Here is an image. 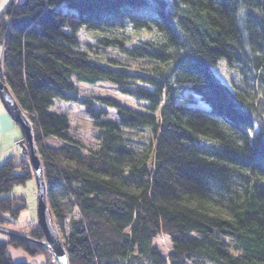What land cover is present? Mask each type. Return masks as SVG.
<instances>
[{"label":"trees","instance_id":"16d2710c","mask_svg":"<svg viewBox=\"0 0 264 264\" xmlns=\"http://www.w3.org/2000/svg\"><path fill=\"white\" fill-rule=\"evenodd\" d=\"M0 64L68 264H264V0H10ZM78 83L115 89L82 101L94 145L50 110L78 102ZM32 179L27 159L0 164V226L18 229L0 264H26L8 246L54 264L17 236L26 199L13 189Z\"/></svg>","mask_w":264,"mask_h":264},{"label":"rangeland","instance_id":"374dc122","mask_svg":"<svg viewBox=\"0 0 264 264\" xmlns=\"http://www.w3.org/2000/svg\"><path fill=\"white\" fill-rule=\"evenodd\" d=\"M9 1L10 0H0V13ZM83 39L85 40L88 38L87 36L83 35L81 37V40ZM213 71L215 75L223 83L225 82L228 84L230 73H229V69L226 66L225 60H221L219 65L216 66L213 69ZM76 91L78 92V102H64V101L56 100L54 104L52 105V107L50 108V110L55 113L65 114L68 117L69 122H70V129H69L70 136L82 142L84 145H92V144L94 145L95 142H94V130L92 127V121L89 115L87 114L86 109H85V104L82 101L93 100V97H98V96H105V95L109 96L110 93H113L115 91V89L108 83H98L95 85L78 83L76 86ZM114 95L116 98L120 99L121 101L125 100V98H123L122 96L118 94L114 93ZM127 102H128V105H133L131 100H128ZM95 106H96V102L94 103V107ZM109 114H110V119L116 118L115 111L109 112ZM0 139H1L0 149L3 150L4 146L7 147L5 150H3L4 153L1 156L2 157L1 161H5L6 159L11 158V157H15L18 159H27V161H29L28 156L21 152V147L19 146L20 139H22V131L13 122L10 116L7 114L1 101H0ZM51 140L53 139H50V138L46 139V141L50 144H53V145L60 144V142L58 141H56L57 143H52ZM35 151L37 154L36 147H35ZM31 172L33 175L32 168H31ZM13 194L23 195L26 199V208L23 210V212L21 213L18 219V225L20 227V231L22 232L19 231L21 234H17V236H23V237H28L32 239L29 236L31 234V230L39 229L38 223H37V213H36V210H37L36 184H35L34 179L28 181L24 186L14 187ZM46 203H47V199H46ZM51 226L54 229L53 225ZM54 231L56 232L55 229ZM1 232L9 233L11 234L9 236H12L15 232H18V229H17V226L9 227V228H6L5 226H0V240H1L0 243L6 244L7 236L6 234L1 233ZM59 238L61 239V242H62L61 246L65 250L62 236L59 235ZM35 241H36L35 244H37V242L43 241V238L42 240L38 239ZM154 245L159 249L163 257H166L171 249V243L167 236H158L154 240ZM7 248L10 254L13 256L14 260L13 259L12 260L15 263L20 262V263H26V264H44L47 260L46 256L43 254L32 256V255H29L23 249L13 248L12 246H8ZM43 249L47 250L48 252L47 256H49L50 263L57 264L54 254L47 248H43ZM66 261L68 264L67 256H66Z\"/></svg>","mask_w":264,"mask_h":264},{"label":"water","instance_id":"95a60500","mask_svg":"<svg viewBox=\"0 0 264 264\" xmlns=\"http://www.w3.org/2000/svg\"><path fill=\"white\" fill-rule=\"evenodd\" d=\"M0 101L7 114L22 131V139L19 142V146L21 147V152L28 156L29 163L33 170V179L36 184L37 223L43 236V241L37 242V244H39L40 247L50 250L54 254L57 264H67L66 252L61 246V239L51 226V218L48 210V205L46 203V187L42 176V166L35 151L32 127L30 121L26 118V116L20 109L9 88L3 83L1 64ZM1 233L6 234V236L11 235L6 232ZM18 237L36 243L35 240H32L28 237Z\"/></svg>","mask_w":264,"mask_h":264},{"label":"crops","instance_id":"0c3cea01","mask_svg":"<svg viewBox=\"0 0 264 264\" xmlns=\"http://www.w3.org/2000/svg\"><path fill=\"white\" fill-rule=\"evenodd\" d=\"M0 141H1V139H0ZM0 144H1V143H0ZM6 148H7V147L4 146L3 150H5ZM3 150L0 149V164L3 162V161H1V158H2L1 156H2V154L4 153ZM2 238H3V237H2ZM6 239H7V238H6ZM0 241H1V240H0ZM8 252H9V250H8ZM9 254H10V252H9ZM10 256H11V258L14 260V258H13V256H12L11 254H10Z\"/></svg>","mask_w":264,"mask_h":264}]
</instances>
